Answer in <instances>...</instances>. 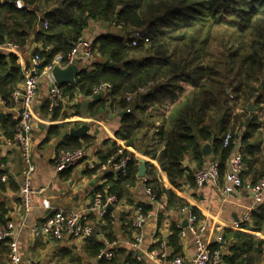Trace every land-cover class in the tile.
I'll return each instance as SVG.
<instances>
[{"label":"trees","instance_id":"16d2710c","mask_svg":"<svg viewBox=\"0 0 264 264\" xmlns=\"http://www.w3.org/2000/svg\"><path fill=\"white\" fill-rule=\"evenodd\" d=\"M14 1L0 0V44L11 42L23 48L34 38L39 45L33 54L43 58L41 66L55 54L64 57L91 21L108 25L93 37L95 58L80 69L73 84L60 86L62 99L56 106L49 108L46 102L41 110L44 117L57 119L63 101L78 94L91 97L82 104L87 116L125 111L116 131L123 145L112 142L99 163L87 171L92 175L107 166L104 182L95 187L93 198L97 193L102 199L114 195L117 203L140 180L137 158L128 148L157 159L175 188L193 189L195 171L204 166L201 142L211 141L221 182L237 138L244 163L242 178L257 171V166L260 170L253 184L264 176V161L256 155L261 123L254 112L264 100V0H20L21 8ZM137 30L147 32V43L132 44ZM219 31L225 34L220 41L215 37ZM23 82L15 56L0 50V99L4 105H15L11 94ZM17 120L6 130L13 141ZM50 134H57V126H50ZM226 134L231 138L224 146ZM88 139L71 137L60 148L84 150ZM188 155L195 169L184 165ZM123 158V169H115ZM2 175L0 171V182ZM143 186L155 200L165 199L168 206L187 205L164 186L152 165L146 169ZM136 208L146 214L152 205L140 203ZM191 214L196 221L201 219L196 208ZM101 220L110 224L108 210ZM6 222L7 209L0 200V225ZM251 223L254 231L264 232L261 207L252 212ZM180 231L171 229L168 244L173 250ZM94 232L93 226L85 238L90 240ZM105 235L109 242L114 241L111 233ZM91 242L88 253L97 256L103 244ZM223 244L229 250L228 254L220 251L223 264H251L253 252L263 251L264 239L226 228L221 243H214L210 251L220 250ZM100 264H115L114 253L110 260L100 258ZM121 264L141 262L131 252Z\"/></svg>","mask_w":264,"mask_h":264},{"label":"crops","instance_id":"0c3cea01","mask_svg":"<svg viewBox=\"0 0 264 264\" xmlns=\"http://www.w3.org/2000/svg\"><path fill=\"white\" fill-rule=\"evenodd\" d=\"M99 23V21H91L84 34L94 37L97 33L102 32L104 29L97 27V25L101 26ZM38 45L39 43L34 38H30L27 44L21 48L19 55L10 52L15 56L22 71L28 66L30 57ZM76 63L79 70L88 64L85 61H76ZM49 90L48 79L42 77L32 106L34 120L31 154L35 167L32 174V188L36 191L32 195V205L28 212L23 211L20 200L19 189L23 169L20 148L15 140L9 139L6 135V130L9 129L12 121H16L18 118V107L17 104L8 107L0 103V171L3 172V179L1 177L0 182V200L6 206L8 222L17 231V246L22 262L32 259L38 264H100L98 255H89L88 252L93 244L88 242L90 240L99 241L103 244L102 249H108L109 240L105 233H111L113 240L116 241V245L111 248L115 264H121L125 257L132 252L128 242L135 234L131 222L136 214V206L140 203H149L152 205V210L144 225L143 239L138 250L141 256L139 261L141 264H168L170 256L190 257L192 254L193 238L190 234L185 236L178 234V244L174 250L168 244L172 227L182 229V222L192 208L197 209L201 218L199 221L204 226L202 235L210 247L216 243L217 235L222 236L224 233V230L220 231L218 227L221 225L228 227L232 221L239 220L252 204L253 179L260 170L259 166L256 167L257 171L244 174L241 187L225 196L222 192L223 178L218 185L205 184L200 188L195 186L193 189L183 186L178 189L169 182L166 173L160 169L157 159L145 156L133 148H128L137 158L138 169L143 165L146 172L148 165L154 166L164 186L182 197L187 205L168 206L167 201L162 199L165 207L160 210L146 197L143 176H138L140 180L134 186L128 187L127 198L111 204L112 208L107 209L112 219L108 224L101 220L96 212L88 209L95 187L104 182L103 174L106 173L107 166H101L92 175L87 171L99 163L100 157L107 153L112 142L123 145L122 140L116 136V131L120 127L121 111L111 114L104 112L99 117L87 116L82 104H86L91 100V97L87 98L77 94L72 100L63 101V107L60 109V116L57 119H52L49 116L44 117L41 110L47 102ZM76 112H80V116L76 115ZM50 126H57V134L53 136L50 134ZM75 129H82L84 134L72 135L71 130ZM71 137L89 138L87 143L83 144L85 156L80 163L57 171L55 165L57 155L61 151L60 146ZM204 142H201V145ZM208 142L212 149L211 141ZM234 142L239 148L240 141L238 142L235 138ZM263 142L259 140L256 155L264 161ZM203 156L204 165L214 160L212 152ZM184 165L190 166L191 169L197 167L190 155L184 157ZM43 201L48 202L49 208L43 207ZM190 206H192L191 209ZM59 209L77 211L85 223L92 224L95 234L91 239L88 240L89 238L84 237L64 242L56 241L51 237L34 235L33 229L42 223L46 215ZM233 230H239L253 238L264 239V232L252 229L251 220L245 223L242 228ZM227 245L223 244L220 247L221 253H229ZM261 250L263 251L260 253L253 252L251 264H264V248ZM159 251H164L166 258L161 259L153 255ZM8 259L7 244L0 240V264H6ZM221 264L223 263L221 262Z\"/></svg>","mask_w":264,"mask_h":264},{"label":"built area","instance_id":"2783aa9c","mask_svg":"<svg viewBox=\"0 0 264 264\" xmlns=\"http://www.w3.org/2000/svg\"><path fill=\"white\" fill-rule=\"evenodd\" d=\"M14 4L17 8L22 7L20 0H15ZM45 26V24H44ZM149 37L146 31L137 30L133 33L132 44L147 43ZM0 49L12 52L15 55L20 54L21 48L11 42L0 44ZM47 49H50L48 46ZM94 57L93 52V37L86 36L85 34L79 37L72 45L67 54L63 57L62 54H55L52 59L44 66L42 65L43 58L37 54H33L30 57L28 66L24 68V82L19 89H16L11 94V100L17 104L18 107V120L16 125L15 141L20 148V156L23 164L20 181V200L22 209L24 212H28L32 205V195L36 191L32 188V174L34 172V164L31 154V136L33 130V101L36 97L38 85L42 77H46L50 83L49 95L47 102L49 108L54 107L62 99V92L60 87L55 83L52 76V69L55 65L65 67L76 61H90ZM105 86V85H103ZM97 92V90H96ZM0 103L3 105L5 102L0 99ZM230 134H226L223 138V145L227 146L230 142ZM85 153L83 150L64 151L61 150L56 158L55 169L61 171L70 166H74L83 160ZM126 158L120 160L114 167L115 169H123L125 166ZM244 169V163L240 154L238 145H235L233 153L229 158L225 173L223 176L222 192L225 196L230 195L236 189L242 185V171ZM3 179V177H2ZM195 185L200 188L205 184L218 185L219 184V169L218 161L212 160L207 165L195 171L194 174ZM145 189V195L149 201L156 204V206L162 210L165 207L163 200H155L154 195L149 188ZM253 202L248 209L245 210L242 217L239 220L232 221L228 224V227L223 225L218 227V230L223 231L226 228L239 229L245 223L250 222L251 214L255 208L261 207L264 213V176L260 177L252 185ZM116 202L114 195H109L105 199L101 198L100 194H95L88 209L96 212L98 217L103 216L107 207ZM43 207L49 208L47 201H43ZM150 216V211L144 214L141 209L136 210L131 225L135 229V234L129 245L132 250V256L140 260L141 256L138 252L140 244L143 239V229L146 221ZM186 226L183 227L179 233L180 236L186 234L192 235L193 238V251L190 257L174 256L168 264H221L220 250L210 251L208 241L203 237L204 226L200 221H196L194 215L188 212L186 215ZM93 232V226L90 223H85L82 216L77 211L67 210H53L46 215L42 223L33 229V233L36 236L42 235L45 237H51L56 241H70L72 239H79L90 236ZM6 239L5 242L9 249V259L6 264H38L32 259H26L22 262V258L18 252L17 246V231L13 228L10 222H6L5 225H0V240ZM222 236L217 235L215 238L216 243H221ZM116 245V241L108 243V249H101L98 257L110 260L113 257V248ZM164 245V244H163ZM154 256H158L161 259L166 258L164 251L153 253Z\"/></svg>","mask_w":264,"mask_h":264},{"label":"water","instance_id":"95a60500","mask_svg":"<svg viewBox=\"0 0 264 264\" xmlns=\"http://www.w3.org/2000/svg\"><path fill=\"white\" fill-rule=\"evenodd\" d=\"M79 68L77 66V63H73L70 64L64 68L55 65L52 69V76L54 78L55 83L60 87L62 85L65 84H73L75 82V78L79 73ZM95 97L97 98L98 95H95ZM253 107L250 106V109H252ZM125 114V111H121L120 115ZM71 134L72 135H83L84 131L82 129H75V130H71ZM201 152L203 155H209L211 154V145L208 141L204 142L201 146ZM145 174V169L144 166L141 165L140 168L138 169V176L142 177ZM108 209H111L112 207L109 205L107 207ZM192 208V206H190V209ZM182 226L185 227L186 226V220H184L182 222ZM168 260V258H167Z\"/></svg>","mask_w":264,"mask_h":264},{"label":"rangeland","instance_id":"374dc122","mask_svg":"<svg viewBox=\"0 0 264 264\" xmlns=\"http://www.w3.org/2000/svg\"><path fill=\"white\" fill-rule=\"evenodd\" d=\"M99 24L101 26L97 25V27H101L104 30L107 29V27H108L107 24H104L102 22H100ZM215 37L220 41L221 38L225 37L224 31H219V32L215 33ZM93 58H95V57H93ZM239 104H242V102H239ZM258 107L256 108V110H254L255 114L257 115V119H258L257 121H259L261 123V127L257 130V131H259L257 138H259L260 141H264V100L261 104L258 105ZM239 109L240 108H238L236 110L238 111ZM262 147H264V142L262 144Z\"/></svg>","mask_w":264,"mask_h":264}]
</instances>
